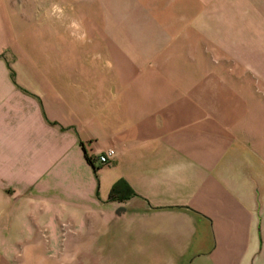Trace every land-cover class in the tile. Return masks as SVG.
Returning <instances> with one entry per match:
<instances>
[{"label": "crops", "instance_id": "obj_1", "mask_svg": "<svg viewBox=\"0 0 264 264\" xmlns=\"http://www.w3.org/2000/svg\"><path fill=\"white\" fill-rule=\"evenodd\" d=\"M0 224H66L65 264H264V0H0Z\"/></svg>", "mask_w": 264, "mask_h": 264}, {"label": "rangeland", "instance_id": "obj_2", "mask_svg": "<svg viewBox=\"0 0 264 264\" xmlns=\"http://www.w3.org/2000/svg\"><path fill=\"white\" fill-rule=\"evenodd\" d=\"M37 26V21L26 22L30 31ZM25 225L0 224V264H65L66 224H53L52 229L43 224L39 228Z\"/></svg>", "mask_w": 264, "mask_h": 264}, {"label": "built area", "instance_id": "obj_3", "mask_svg": "<svg viewBox=\"0 0 264 264\" xmlns=\"http://www.w3.org/2000/svg\"><path fill=\"white\" fill-rule=\"evenodd\" d=\"M115 153H116V152H115V149L110 148V149L107 150L106 152L100 154V156H99V160H100V162H102V163H108V162L110 161V158H111L112 156H114Z\"/></svg>", "mask_w": 264, "mask_h": 264}, {"label": "trees", "instance_id": "obj_4", "mask_svg": "<svg viewBox=\"0 0 264 264\" xmlns=\"http://www.w3.org/2000/svg\"><path fill=\"white\" fill-rule=\"evenodd\" d=\"M89 161L93 164V160L92 158L88 157ZM111 197H113V195H111Z\"/></svg>", "mask_w": 264, "mask_h": 264}]
</instances>
